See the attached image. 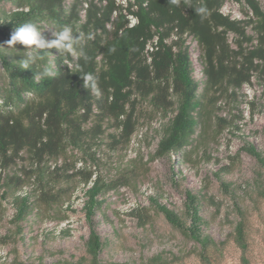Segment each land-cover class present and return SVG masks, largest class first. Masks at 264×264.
<instances>
[{
    "label": "trees",
    "instance_id": "obj_1",
    "mask_svg": "<svg viewBox=\"0 0 264 264\" xmlns=\"http://www.w3.org/2000/svg\"><path fill=\"white\" fill-rule=\"evenodd\" d=\"M225 1L182 0L176 7L169 0H73L70 5L67 0H0L4 76L0 80V220L7 211L5 200L14 208L10 221L15 227L2 239L23 237L28 220L67 219L61 214L63 205L65 210L71 208L72 186L82 183L90 227L86 250L90 264H100L104 241L96 212L107 193L125 185L135 187L136 179L135 171L126 169L116 177H105L100 169L106 161L97 147L107 127L118 131L111 134L112 149L129 145L137 131L139 100L148 101L163 117L172 115L157 156L178 154L190 159L185 149L214 117L224 128L238 127L236 116H219L215 108L223 95L237 101L238 91L253 77L264 86V9L259 0H236L248 10L246 18L234 19L221 12ZM7 2L13 7L6 9ZM201 6L206 8L203 18L195 12ZM26 23L37 25L48 40L54 37L48 36L46 26L57 31L69 27L79 38L75 56L59 54L55 48L46 52L40 63L52 67L54 76L42 77L34 66L22 69L24 47H8L12 33ZM249 26L254 39L247 33ZM229 31L256 42L247 47L239 41L237 49L231 48ZM188 35L203 52V81L194 76ZM86 75L97 80L99 95L84 87ZM246 149L264 168L263 153L253 144ZM74 150L80 158L72 156ZM79 159L91 162L94 169L77 166ZM200 201L198 193L187 192L185 213L190 221L165 204L156 206L175 228L201 245L197 255L202 264H212L209 247L221 250L222 244L203 233ZM130 213L146 224L144 208L134 207ZM240 214L243 217L241 209ZM245 228L242 218L235 227V241L244 252ZM162 260L158 255L147 264ZM73 264H85L84 258Z\"/></svg>",
    "mask_w": 264,
    "mask_h": 264
},
{
    "label": "rangeland",
    "instance_id": "obj_2",
    "mask_svg": "<svg viewBox=\"0 0 264 264\" xmlns=\"http://www.w3.org/2000/svg\"><path fill=\"white\" fill-rule=\"evenodd\" d=\"M72 1L67 0V4ZM259 2L264 9V0ZM4 6L13 7L9 2ZM247 10L243 2L236 0H226L221 8L224 15L234 19L246 18ZM44 30L53 37L54 30L50 26ZM247 33L254 39L250 26ZM227 38L234 49L238 48L239 41L247 47L256 42L244 41L233 31L227 33ZM187 42L194 76L203 81L202 49L190 35ZM3 77L0 66V80ZM238 95L237 101L231 95H223L215 108L219 116L227 119L236 116L238 127L224 128L214 117L208 129L201 136L195 135L192 144L185 149L190 159L178 154L156 155L165 125L172 115L157 114L146 100L138 101L137 131L127 147L112 149L111 134L118 131L111 127L105 129L97 147L106 161L101 165V173L110 178L118 176L123 169L128 173L134 170L136 183L135 187L125 185L107 193L105 203L96 212L95 220L104 241L100 264H147L158 255L163 259L159 261L162 264H202L197 255L201 245L175 228L156 206L157 202L165 204L190 221L185 213L188 191L201 196L203 233L222 244L221 250L209 247L212 264H264V168L246 149L253 144L264 155V86L253 77ZM72 154L80 158L77 150ZM77 166L94 169L91 162L85 163L82 159L77 161ZM85 189L82 183L72 186L71 208L65 210V203L61 212L67 214V219L28 220L24 223V236L15 240L1 238L15 228L10 221L14 208L4 200L7 211L0 220V264H73L82 258L85 264H90L86 250L90 227L83 209ZM134 207L144 208L146 224L130 213ZM242 218L248 242L245 252L235 241V227Z\"/></svg>",
    "mask_w": 264,
    "mask_h": 264
},
{
    "label": "clouds",
    "instance_id": "obj_3",
    "mask_svg": "<svg viewBox=\"0 0 264 264\" xmlns=\"http://www.w3.org/2000/svg\"><path fill=\"white\" fill-rule=\"evenodd\" d=\"M169 2L179 7L182 0H169ZM197 15L202 18L206 14V8L201 6L195 9ZM52 39H45L42 31L37 25L33 23H26L18 26L12 33L10 39L7 41L8 47H15L20 44L25 49V56L22 59L20 67L28 69L34 66L42 77H52L56 73L50 66H42L40 62L43 61L48 49L55 48L59 54H69L75 56L76 47L79 43V38L73 35L71 28L64 27L60 30H55L52 33ZM84 87L93 93L99 95V88L97 80L91 76H83Z\"/></svg>",
    "mask_w": 264,
    "mask_h": 264
}]
</instances>
